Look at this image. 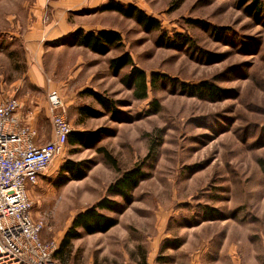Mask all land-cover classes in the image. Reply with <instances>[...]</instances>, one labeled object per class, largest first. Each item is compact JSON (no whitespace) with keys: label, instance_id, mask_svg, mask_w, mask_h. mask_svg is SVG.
Wrapping results in <instances>:
<instances>
[{"label":"rangeland","instance_id":"374dc122","mask_svg":"<svg viewBox=\"0 0 264 264\" xmlns=\"http://www.w3.org/2000/svg\"><path fill=\"white\" fill-rule=\"evenodd\" d=\"M4 1L8 14H19L21 0ZM31 1L23 0L25 11ZM116 1L156 18L160 30L146 32L116 12L78 9L73 17L94 29L120 33L122 46L98 55L70 45L55 51L60 44L52 45L44 48L39 66H28L19 49L16 64L0 59V97L18 101L21 123L34 126L38 143L53 137L51 91L62 99L71 132L102 134L93 148L66 144L28 190L31 218L42 225L41 240L55 241L56 254L73 218L107 197L108 186L120 175L138 168L145 176L132 191L131 203L110 197L126 207L124 212L103 211L118 224L105 248L108 258L132 255L133 243L164 226L171 236L200 227L193 232L201 237L245 226L248 260L264 264V0L261 14L253 17L245 15L241 0ZM176 35L188 43L177 42ZM122 52L148 79L158 73L172 81H158L145 100H134L120 81L128 69L115 77L108 67L109 59ZM203 81L223 89L221 98L209 101L180 91L183 83ZM86 89L118 102L116 117L103 113L82 120L78 110L83 106L103 112L84 95ZM100 147L116 161V169L97 151ZM68 161L83 163L85 176L57 187ZM100 238L83 234L55 259L60 264L102 262Z\"/></svg>","mask_w":264,"mask_h":264},{"label":"crops","instance_id":"0c3cea01","mask_svg":"<svg viewBox=\"0 0 264 264\" xmlns=\"http://www.w3.org/2000/svg\"><path fill=\"white\" fill-rule=\"evenodd\" d=\"M110 1L32 0L25 11V4L21 0L19 14L15 12L13 15L7 13L6 1L0 0V59L9 65L16 64L15 59L19 49L21 58L25 55L28 66H39V58L45 47L52 48V45L60 44L59 47L54 48L55 51H64L63 49L68 48L62 41L77 29L98 31V28L94 29L89 25L90 22L79 20L83 18L73 17L74 10H94L97 13L100 7L107 5ZM9 41L14 43L11 44L12 42ZM79 48L83 47L72 49ZM35 143L40 145L37 138ZM117 227L118 224L107 232L93 234L103 239L100 243L102 246H99L103 248H98L97 252L105 256H101L103 261H98L97 264H251L246 252L248 246L245 226L217 230L215 234L208 237H201L203 235L193 232L198 231L196 229L200 227L187 230L190 232L188 237L185 236L187 231L184 230L183 235L181 232L179 236L178 234L171 236L168 227L164 226L159 231H154L147 239L133 243L135 249L132 255L124 254L121 258L114 256L108 258L105 248L112 243L111 236ZM176 236L180 237L179 240Z\"/></svg>","mask_w":264,"mask_h":264},{"label":"trees","instance_id":"16d2710c","mask_svg":"<svg viewBox=\"0 0 264 264\" xmlns=\"http://www.w3.org/2000/svg\"><path fill=\"white\" fill-rule=\"evenodd\" d=\"M177 1V0H176ZM243 11L247 17H253L261 14L262 0H241ZM98 11H112L121 14L125 18L134 19L141 25L146 32L160 30L159 21L147 15L143 10L137 8L133 4L124 5L117 1L111 0L107 5L98 9ZM203 27L209 25L195 21ZM177 42L188 43V39L183 36L176 35ZM63 44L72 47H83L89 51L98 54L106 55L113 48L121 47L122 38L120 33L114 30H98V31H85L84 29H77L69 37L62 41ZM108 67L113 76L117 77L121 71L128 69L120 81L122 85L131 91L134 100H145L148 96L149 88L155 89L158 81L166 80L172 81L166 75L151 73L148 79L145 72L138 68L133 62L132 57L128 52H122L119 55L110 58ZM174 83V82H173ZM180 91L189 97H197L207 99L209 101L221 98L224 90L214 85L211 82L203 81L199 84L188 85L181 84ZM84 95L92 97L103 109V112L87 106L79 108V116L83 120L85 118H99L105 115H110L115 118L118 113V102L98 93L92 89L84 90ZM155 110L158 109L156 102L153 103ZM101 132L97 131H84V132H71L68 136L66 144L71 146H82L84 148H93L98 142L101 141ZM99 152L103 153L109 160L112 167L116 169V161L106 152L102 147L98 148ZM261 169L264 172V161L260 162ZM85 176V167L83 163L68 161L61 169V180L56 183L60 187L69 181L80 180ZM145 175L138 168H133L124 172L107 188V197L100 199L95 205L78 213L72 220L71 225L64 237L62 238L60 248L55 254V257L60 255L62 251H66L70 247L72 240L80 239L83 234L93 235L96 233H104L117 224V219L107 216L103 211L111 212L114 214H122L126 209L125 206L110 197H119L125 205L131 203L132 191L138 186L139 182L143 180Z\"/></svg>","mask_w":264,"mask_h":264},{"label":"built area","instance_id":"2783aa9c","mask_svg":"<svg viewBox=\"0 0 264 264\" xmlns=\"http://www.w3.org/2000/svg\"><path fill=\"white\" fill-rule=\"evenodd\" d=\"M48 105L53 137L38 145L36 130L21 123L18 101L0 97V264H60L56 242L41 240L28 197L71 133L57 91L49 93Z\"/></svg>","mask_w":264,"mask_h":264}]
</instances>
